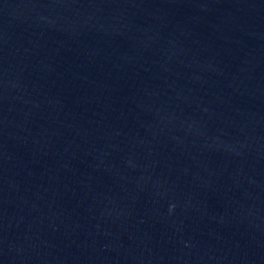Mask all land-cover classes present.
<instances>
[{"label": "water", "instance_id": "95a60500", "mask_svg": "<svg viewBox=\"0 0 264 264\" xmlns=\"http://www.w3.org/2000/svg\"><path fill=\"white\" fill-rule=\"evenodd\" d=\"M0 264H264V0H0Z\"/></svg>", "mask_w": 264, "mask_h": 264}]
</instances>
